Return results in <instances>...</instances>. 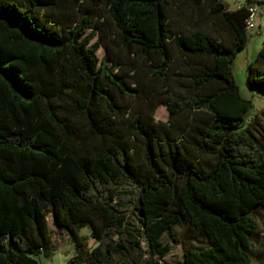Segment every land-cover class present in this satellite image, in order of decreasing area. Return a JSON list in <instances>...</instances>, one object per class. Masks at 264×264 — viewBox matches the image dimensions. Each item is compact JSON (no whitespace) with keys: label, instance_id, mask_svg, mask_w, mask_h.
<instances>
[{"label":"trees","instance_id":"trees-1","mask_svg":"<svg viewBox=\"0 0 264 264\" xmlns=\"http://www.w3.org/2000/svg\"><path fill=\"white\" fill-rule=\"evenodd\" d=\"M246 1L0 0V264L51 259L49 217L76 245L68 264H159L179 226L197 234L182 264H260L264 44L246 70L256 108L235 73Z\"/></svg>","mask_w":264,"mask_h":264},{"label":"rangeland","instance_id":"rangeland-1","mask_svg":"<svg viewBox=\"0 0 264 264\" xmlns=\"http://www.w3.org/2000/svg\"><path fill=\"white\" fill-rule=\"evenodd\" d=\"M102 21H105L107 30L105 32V40L103 45L100 47L98 51V57L100 62H107L109 67L113 66L112 59L114 58L113 55L108 54L107 49L105 48L106 44H109L112 48L113 52L120 57L124 58V53H122L116 44L113 42V39L116 37V28L114 23L108 19V14H104V18ZM91 30L87 31V34H90ZM254 32L250 31V35ZM101 37V34H97L93 40V42L97 41ZM257 41L252 42L246 50L245 53H239L238 59L235 63V73L237 82L240 86L242 95L245 94L247 90L246 86V79L243 76V71L241 69L242 61L246 58H250V55L254 53V58L256 57L257 51ZM142 90V89H140ZM147 98L144 97L143 94L140 95L139 98H132L133 104L131 106V113L136 115V113L141 112L145 105L143 104ZM256 108H260L263 106V102L255 97L254 99ZM154 119L161 120V121H168V112L166 107L160 106L155 109L154 112ZM144 157L142 156L141 161L143 162ZM53 242L55 246V254L51 259H46L44 257H37L42 264H68L71 260L76 259L77 251L76 245L72 238L64 231L61 227L55 226L51 217L48 218ZM257 223H258V230L259 234L257 238L253 241V257L256 262L260 264H264V208L259 211L257 215ZM176 232L180 237L183 239V246L182 245H174L172 247V251L169 256L161 259H157L159 264H182V257L185 247H189L192 245L197 244L196 236L197 234L186 228L185 226H179L176 228ZM81 235L88 237L89 247L92 249L97 245V242L92 238V230L90 227H87L81 231Z\"/></svg>","mask_w":264,"mask_h":264},{"label":"crops","instance_id":"crops-1","mask_svg":"<svg viewBox=\"0 0 264 264\" xmlns=\"http://www.w3.org/2000/svg\"><path fill=\"white\" fill-rule=\"evenodd\" d=\"M226 1L229 4V9L233 11L239 9L241 6H243L247 2L246 0H226ZM256 41H257V47H258L257 51L259 52V50L263 47V44H264V20H262L258 29L255 30L254 33L251 35V39H250L248 46L252 44V42H256ZM247 48L242 53H245ZM254 53H256V50H254ZM254 53L250 55V58H246L242 61L241 69L243 71V76L245 79H246L247 64L249 60L254 59ZM243 96L247 99H252L253 101L255 97L259 99L256 93L250 91L248 87Z\"/></svg>","mask_w":264,"mask_h":264},{"label":"built area","instance_id":"built-area-1","mask_svg":"<svg viewBox=\"0 0 264 264\" xmlns=\"http://www.w3.org/2000/svg\"><path fill=\"white\" fill-rule=\"evenodd\" d=\"M248 17L246 19V29L254 32L264 20V0H255L248 5Z\"/></svg>","mask_w":264,"mask_h":264}]
</instances>
